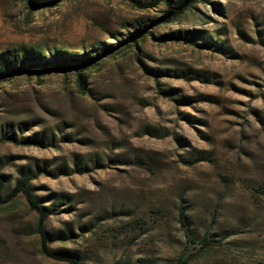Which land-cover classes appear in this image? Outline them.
Returning <instances> with one entry per match:
<instances>
[{"label": "rangeland", "instance_id": "rangeland-1", "mask_svg": "<svg viewBox=\"0 0 264 264\" xmlns=\"http://www.w3.org/2000/svg\"><path fill=\"white\" fill-rule=\"evenodd\" d=\"M166 10L0 0V264H69L8 197L23 176L49 250L82 264H264V0H196L121 45ZM62 52L95 57L83 89L70 70L3 76Z\"/></svg>", "mask_w": 264, "mask_h": 264}, {"label": "trees", "instance_id": "trees-1", "mask_svg": "<svg viewBox=\"0 0 264 264\" xmlns=\"http://www.w3.org/2000/svg\"><path fill=\"white\" fill-rule=\"evenodd\" d=\"M27 4L31 9H34L40 5L54 7L57 6L62 0H26ZM163 1L167 6L168 10L165 13L170 11H174L173 16H177L180 13L184 12L191 4L195 3L196 0H151L149 2H145L142 0H129V2L138 9H148L154 7L157 3ZM140 32V30H135L128 38L134 36ZM111 46H107L105 48L106 51L111 50ZM105 52V51H104ZM63 53V52H62ZM64 56L61 57L59 60H51L46 61L40 55H34V58L37 61L32 63H27L26 58H22L17 61L16 65L13 64L9 66L6 64L5 66V75L3 76H16L20 74H27L32 73L35 76L40 77L44 72H52V71H75L77 76V83L80 89H83L84 84V76L82 75L81 70L86 69L88 65H90L95 57L85 54H68L63 53ZM3 63L0 61V75L3 74L2 72ZM93 67V66H91ZM90 67V68H91ZM32 179L30 176H23L20 179L16 180L11 193L8 195L9 198L16 196L17 194H22L26 199L28 206L31 210H33L38 216V224H37V232L40 235V243L42 253L53 259H57L60 261H65L69 264H82L80 263L73 255L70 254H63V253H53L49 250L48 242H49V235L45 230L44 224L48 218L49 210L45 206H43L38 197L33 193L32 188L29 185V181ZM2 185V175H0V186ZM217 240L210 239L207 236H204L200 241L197 247V250H201L202 247L207 246L210 242H215ZM190 260L186 258H180L176 264H189ZM131 264V262L127 263Z\"/></svg>", "mask_w": 264, "mask_h": 264}, {"label": "water", "instance_id": "water-1", "mask_svg": "<svg viewBox=\"0 0 264 264\" xmlns=\"http://www.w3.org/2000/svg\"><path fill=\"white\" fill-rule=\"evenodd\" d=\"M174 14V11H170L168 13H165L164 16H161L157 19H155L154 21H152L150 24H148L144 29H142L140 32H138L137 34H135L134 36L130 37L127 41H125L124 43H122L121 45H125V44H128L129 42L137 39L138 37H140L142 34H144L146 32V30L152 28L154 25H157L165 20H167L169 17H172ZM104 55H107V54H104ZM96 60V59H95ZM95 60L93 62H95ZM92 62V63H93ZM91 63V64H92Z\"/></svg>", "mask_w": 264, "mask_h": 264}]
</instances>
